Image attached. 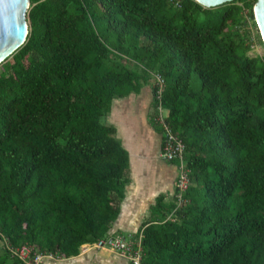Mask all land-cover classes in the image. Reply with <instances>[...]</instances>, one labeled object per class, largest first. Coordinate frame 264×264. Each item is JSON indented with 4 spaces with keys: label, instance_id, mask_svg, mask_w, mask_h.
I'll return each instance as SVG.
<instances>
[{
    "label": "trees",
    "instance_id": "trees-1",
    "mask_svg": "<svg viewBox=\"0 0 264 264\" xmlns=\"http://www.w3.org/2000/svg\"><path fill=\"white\" fill-rule=\"evenodd\" d=\"M257 0H31L25 45L0 65V264L70 259L110 235L131 154L102 121L152 86L187 146V202L161 194L143 264H264V56ZM260 38L261 43V37ZM164 80L158 97L156 76Z\"/></svg>",
    "mask_w": 264,
    "mask_h": 264
},
{
    "label": "crops",
    "instance_id": "crops-1",
    "mask_svg": "<svg viewBox=\"0 0 264 264\" xmlns=\"http://www.w3.org/2000/svg\"><path fill=\"white\" fill-rule=\"evenodd\" d=\"M153 88L114 102L108 125L118 130V138L131 154L132 183L113 223L110 235H137L161 194L172 199L177 192L178 165L162 158L164 136L151 123ZM45 264H133L121 254L84 247L82 254L70 259L48 258Z\"/></svg>",
    "mask_w": 264,
    "mask_h": 264
},
{
    "label": "built area",
    "instance_id": "built-area-1",
    "mask_svg": "<svg viewBox=\"0 0 264 264\" xmlns=\"http://www.w3.org/2000/svg\"><path fill=\"white\" fill-rule=\"evenodd\" d=\"M156 84L159 87L158 97L160 98L164 87V80L159 75L156 76ZM165 112L166 109L160 105L158 108V114L156 115V122L164 130L162 158L167 162L177 164L179 169L176 192L179 206L176 212L170 216L171 220H175L177 218L178 210L187 202L186 195L191 186V171L186 161L187 146L180 137L174 134L172 128L167 124L166 119L168 117V113L166 114ZM84 247L96 250H109L123 255L132 261L133 264H143L144 249L142 236L137 238L135 235H130L129 237L109 235L95 244H87ZM12 252L15 257L23 261L24 264H45L46 259L56 258L53 255H38L33 247H24L12 250Z\"/></svg>",
    "mask_w": 264,
    "mask_h": 264
},
{
    "label": "water",
    "instance_id": "water-1",
    "mask_svg": "<svg viewBox=\"0 0 264 264\" xmlns=\"http://www.w3.org/2000/svg\"><path fill=\"white\" fill-rule=\"evenodd\" d=\"M204 9L234 0H195ZM31 0H0V65L21 49L30 34L29 12ZM254 16L264 43V0H257Z\"/></svg>",
    "mask_w": 264,
    "mask_h": 264
},
{
    "label": "rangeland",
    "instance_id": "rangeland-1",
    "mask_svg": "<svg viewBox=\"0 0 264 264\" xmlns=\"http://www.w3.org/2000/svg\"><path fill=\"white\" fill-rule=\"evenodd\" d=\"M258 35H260V30L257 26V28H255L253 26V36L255 38V42L253 43V47H252V52H251V55L252 56H264V43H261L260 41V38L258 37ZM261 37V35H260ZM262 40V38H261ZM263 42V40H262ZM166 114L168 113L167 110L165 112ZM103 125H108V120L107 119H104L102 121ZM4 248V245L0 242V250H2Z\"/></svg>",
    "mask_w": 264,
    "mask_h": 264
}]
</instances>
